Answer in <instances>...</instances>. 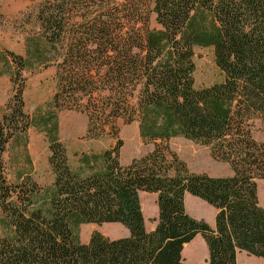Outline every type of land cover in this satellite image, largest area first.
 <instances>
[{
    "label": "trees",
    "instance_id": "1",
    "mask_svg": "<svg viewBox=\"0 0 264 264\" xmlns=\"http://www.w3.org/2000/svg\"><path fill=\"white\" fill-rule=\"evenodd\" d=\"M152 15L158 29L149 28ZM36 18L42 34L24 57L0 53V75L12 86L0 120V215L13 229L0 238V264H187L181 252L197 235L208 252L203 264H236L239 252L264 260V143L253 137L255 124L264 125V0H155L151 9L147 0H44ZM195 48L212 49L219 82L194 87ZM32 63L55 69V113L39 119L53 174L41 207L38 184L11 185L2 161L32 123L22 99ZM63 111L85 116L88 139L115 141L81 157L87 176L70 168L58 139ZM118 120L137 122L153 147L126 166ZM175 138L206 147L231 175L189 171L169 150ZM139 193L156 195L152 231ZM186 194L214 209L213 228L187 215ZM89 224H118L128 236L94 231L82 243L77 230Z\"/></svg>",
    "mask_w": 264,
    "mask_h": 264
},
{
    "label": "rangeland",
    "instance_id": "2",
    "mask_svg": "<svg viewBox=\"0 0 264 264\" xmlns=\"http://www.w3.org/2000/svg\"><path fill=\"white\" fill-rule=\"evenodd\" d=\"M44 0H0V53L3 55L12 52L16 55L25 56L26 47H31L41 37V29L37 21V12ZM155 0H147L148 8L153 7ZM149 28L158 29L152 15ZM42 47V46H41ZM43 48V47H42ZM193 56L194 74L193 82L196 89L206 88L220 81L221 76L217 70L213 51L211 48H195ZM29 66L23 73L24 87L22 99L24 112L32 119V123L25 134L12 139L6 147L2 156L6 180L15 185L26 178H30L39 186V193L35 196L36 206H43V199L51 193L53 174L48 164L49 142L46 134L39 127L41 117L49 113H55L51 106V98L55 90V69L44 67L36 63ZM1 67V65H0ZM5 69L0 71L4 72ZM11 83L8 75H0V120L4 106L12 95ZM58 139L63 143L67 151L69 166L72 170L80 172L83 176L90 171L83 168L80 159L86 155H98L112 148L115 141L111 138L102 140H90L86 137V118L76 112H59ZM118 137L122 141L119 150V163L128 165L133 159L145 156L152 150L151 144H144L138 136L137 122L125 125L121 120L116 123ZM253 137L256 141L264 143V125L257 122L254 127ZM169 150L185 163L189 171L194 173H206L210 176H230L228 165L214 161L206 147L184 140L182 138L171 139L168 142ZM96 171L101 170L100 164H95ZM258 202L264 208V180L257 182ZM151 194H142L139 198L143 211V218L147 227L153 225L149 220L151 215L157 211L156 198L153 201ZM202 214H211L213 209L198 200ZM98 231L102 235L117 239L127 237L125 228L118 224L103 225H81L77 230L78 239L86 243L92 232ZM13 229L3 222L0 215V238L11 237ZM203 243V242H202ZM196 258L193 264H203L208 257L206 247L203 243L201 248H196L192 253ZM236 264H264V260L239 252L236 256ZM185 263L191 264L186 261Z\"/></svg>",
    "mask_w": 264,
    "mask_h": 264
},
{
    "label": "crops",
    "instance_id": "3",
    "mask_svg": "<svg viewBox=\"0 0 264 264\" xmlns=\"http://www.w3.org/2000/svg\"><path fill=\"white\" fill-rule=\"evenodd\" d=\"M142 194H147V193H139V198L142 196ZM151 197L153 198L152 200L154 201L155 198H156V195L155 194H151ZM198 200L199 199H197L195 197H192V196L186 194L184 196V208H185V212L191 218H193L195 220H202L209 227L213 228V226H214V218H215V211H214V209H213V211H211L212 212L211 214H209V211L208 212L206 211V212H204L205 214H202L203 212L200 209L201 206L198 205L199 204L198 203ZM261 207L263 208V206H261ZM142 214H143V211H142ZM156 218H157V211H156L155 214L151 215V218L149 219V220H152L153 221V225L151 227H147V225H146V223L144 221V226H145V229L147 231H152L154 229L155 224H156V222H155ZM202 242L204 243V241L202 240V238L199 235H197L190 243L184 245L183 250L181 252V256H182L184 262H185V259H186V261L191 262V264H193L194 262H196V258L192 255V253L194 251H196V248H201L203 246V243ZM204 245H205V243H204ZM205 247H206V245H205ZM206 251H207V248H206Z\"/></svg>",
    "mask_w": 264,
    "mask_h": 264
}]
</instances>
